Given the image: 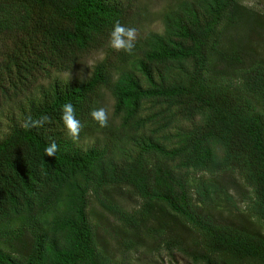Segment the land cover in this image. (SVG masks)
I'll return each instance as SVG.
<instances>
[{
	"label": "trees",
	"instance_id": "1",
	"mask_svg": "<svg viewBox=\"0 0 264 264\" xmlns=\"http://www.w3.org/2000/svg\"><path fill=\"white\" fill-rule=\"evenodd\" d=\"M259 2L177 0L162 31L114 55L110 33L127 26L129 3L0 0V264H130L151 252L142 233L191 264H264ZM101 48L86 79L51 74ZM102 89L118 119L105 128L90 115ZM65 103L95 142L69 137ZM29 115L52 122L25 130Z\"/></svg>",
	"mask_w": 264,
	"mask_h": 264
},
{
	"label": "rangeland",
	"instance_id": "2",
	"mask_svg": "<svg viewBox=\"0 0 264 264\" xmlns=\"http://www.w3.org/2000/svg\"><path fill=\"white\" fill-rule=\"evenodd\" d=\"M126 3L131 5L132 15L129 18L127 26L135 27L138 29V37L144 36L148 32H160L163 29L162 23V15L165 10L170 9L177 0H122ZM248 5H253L254 2H259L258 7L264 9V0H241ZM135 12L136 15L134 14ZM109 45V41H108ZM106 54V48H101L96 51H92L87 55H84L72 68L65 70V71H52L53 76H59L63 79H86L91 74V70L93 65L101 60ZM114 55L117 54L113 53ZM131 67V63L128 62L126 64H119V68L121 69H129ZM119 70V71H120ZM115 72L113 80H116L118 72ZM49 81L44 80L42 83L46 85ZM100 107H104L107 109L109 114V120L116 124L118 119L112 116V108H113V99L111 93L107 89H102V93L99 100ZM4 110L5 107H1V110ZM2 110V112H4ZM3 120V119H2ZM3 125L6 126V122L3 120ZM99 133H90V132H81L80 138L78 143L87 146L96 141L98 138ZM233 201L237 204V207L240 211L243 210L244 202L240 197H233ZM96 207V205H95ZM97 211L100 210L99 207L96 208ZM227 213V212H226ZM111 220H113L110 217ZM181 234L185 236L184 241L189 246L190 240L192 239L191 231L186 229L179 231ZM144 239L147 241V247H150V253L145 254L143 251L144 249L140 248L138 252L134 251L129 255H126L125 258H128V262L130 264H151L152 262H158V264H191V258H187L183 256L180 252H172L171 255L167 256L166 252L163 249L156 250L153 247V238L145 235L144 233L141 234ZM104 238L109 242L111 245L113 242L107 237ZM148 249V248H147ZM157 252H161L160 255H157ZM152 262V263H153ZM128 264V263H127Z\"/></svg>",
	"mask_w": 264,
	"mask_h": 264
},
{
	"label": "clouds",
	"instance_id": "3",
	"mask_svg": "<svg viewBox=\"0 0 264 264\" xmlns=\"http://www.w3.org/2000/svg\"><path fill=\"white\" fill-rule=\"evenodd\" d=\"M137 40V28L122 25L119 21H116L113 26V30L110 33L109 47H111L116 52L123 51L128 55H132ZM90 115L101 128L108 127L109 114L106 108H94ZM61 120L67 129L69 137L73 140V142H78L80 133L85 125L82 124L79 119H77L75 107L71 103H65L63 105ZM51 122V117L47 115H43L39 119H33L32 116L29 115L21 126L25 130H31L32 128H41L45 124H50ZM58 150V145L55 143V141L45 148V152L48 157H55Z\"/></svg>",
	"mask_w": 264,
	"mask_h": 264
}]
</instances>
